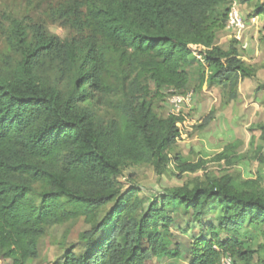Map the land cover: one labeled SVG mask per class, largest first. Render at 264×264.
Instances as JSON below:
<instances>
[{"label": "trees", "instance_id": "1", "mask_svg": "<svg viewBox=\"0 0 264 264\" xmlns=\"http://www.w3.org/2000/svg\"><path fill=\"white\" fill-rule=\"evenodd\" d=\"M41 1L66 38L18 17L3 32L14 58L0 72V261L31 264L50 228L81 221L87 229L53 264H146L182 253L186 264L221 255L264 264V179L226 171L248 159L241 143L208 160L172 154L183 118L155 109L170 91L203 87L220 90L225 105L237 100L239 80H256V70L238 41L224 48L218 33L234 1L258 18L264 0ZM253 158L264 165V150ZM209 163L223 170L151 199L132 175L119 181L140 167L179 179ZM175 216L187 219L183 248L173 241Z\"/></svg>", "mask_w": 264, "mask_h": 264}, {"label": "rangeland", "instance_id": "2", "mask_svg": "<svg viewBox=\"0 0 264 264\" xmlns=\"http://www.w3.org/2000/svg\"><path fill=\"white\" fill-rule=\"evenodd\" d=\"M237 5L239 6V3ZM239 9L247 25L240 36L238 49L245 62L256 70V80H239L237 89L240 95L237 100L228 105L223 103L220 90L215 88L205 90L198 95L194 94L192 108L185 114L191 123L190 130H187L185 139L177 143L172 154L178 152L192 161L197 158L208 160L219 153L225 145L238 140L241 143L238 149L239 155H246L248 159H244L226 171L236 172L245 179H256V172H258L264 179V165L259 166L253 158L259 149L264 150V135L257 130L258 126H264V91L255 92L258 86L264 83V17H256L255 22L251 23V10L245 6H239ZM49 15L47 3L41 0H0V72L11 65L14 58L3 32L9 28L10 21L17 17L26 25L45 22L52 35L60 38L67 37V31L57 23L55 24ZM232 40H235L234 35L226 30L218 33L217 43L220 46L225 48ZM155 109L162 117L169 115L167 99L157 101ZM210 112L212 113L211 121L204 126V121ZM222 170V165L209 163L206 171L184 175L178 179L170 175L158 177L151 168L140 167L126 170L119 181L122 185H127L129 182L127 178L132 175L133 182L143 189L141 195L151 199L161 194L164 189L182 186L192 179L202 177L205 173L219 175ZM175 218L172 229L173 241L183 248L187 245L188 235L180 229L185 228L187 219L180 216ZM86 229L87 226L81 221L50 228L39 242V258L31 264L55 263L61 258L62 245L76 243L78 235ZM183 255V253L179 255V260L177 258L160 261L152 259L146 264H186ZM2 264L5 263L2 262Z\"/></svg>", "mask_w": 264, "mask_h": 264}, {"label": "built area", "instance_id": "3", "mask_svg": "<svg viewBox=\"0 0 264 264\" xmlns=\"http://www.w3.org/2000/svg\"><path fill=\"white\" fill-rule=\"evenodd\" d=\"M255 18H252L251 23L255 22ZM246 21L242 18L240 13L239 6L236 1L232 3L229 8L228 16H227V24L226 31L234 35V39L240 42V36L242 32L246 28ZM194 94L192 92H188L186 94H175L173 92H169L168 105H169V114L176 117H182L183 119L177 123L178 128V142L184 140L187 134V130L189 131L191 127L190 121L186 117V112L192 108ZM217 250L216 247H214ZM0 264L2 262L0 261ZM217 264H234L232 258L229 255H221L219 262Z\"/></svg>", "mask_w": 264, "mask_h": 264}, {"label": "crops", "instance_id": "4", "mask_svg": "<svg viewBox=\"0 0 264 264\" xmlns=\"http://www.w3.org/2000/svg\"><path fill=\"white\" fill-rule=\"evenodd\" d=\"M243 60L245 61V59H243ZM205 90H207L206 87H203L201 92H205ZM195 95H196V94H195ZM197 95H198V94H197ZM238 95H240V91H239V89H238Z\"/></svg>", "mask_w": 264, "mask_h": 264}]
</instances>
